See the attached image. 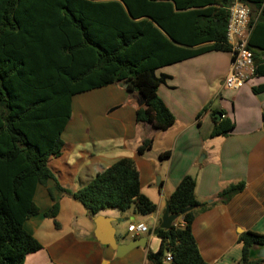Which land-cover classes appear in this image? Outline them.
I'll use <instances>...</instances> for the list:
<instances>
[{
  "label": "trees",
  "instance_id": "16d2710c",
  "mask_svg": "<svg viewBox=\"0 0 264 264\" xmlns=\"http://www.w3.org/2000/svg\"><path fill=\"white\" fill-rule=\"evenodd\" d=\"M234 2L249 10L247 47L254 59L252 39L264 30V0H0V264H23L26 255L41 249L23 224L38 213L36 186L54 180L47 161L63 146L73 95L121 84L145 99L136 110L137 123L169 129L174 116L155 92L167 76L155 71L206 53H230L226 27ZM261 75L264 63L255 66L254 76ZM261 91L264 85L253 88ZM232 129L221 117L208 136H226ZM149 148L144 140L137 153ZM242 187L231 185L218 197L227 201ZM56 189L90 216L106 209L155 211L139 192L130 158L117 160L76 191L57 184ZM194 191L195 180L182 177L167 203L183 227L160 230L159 249L147 261L164 264L169 253L171 264H206L191 232L195 210L202 206ZM57 210L54 204L44 216L54 219ZM239 242L243 264L263 263L250 261L248 249L264 244V235L245 232Z\"/></svg>",
  "mask_w": 264,
  "mask_h": 264
},
{
  "label": "crops",
  "instance_id": "0c3cea01",
  "mask_svg": "<svg viewBox=\"0 0 264 264\" xmlns=\"http://www.w3.org/2000/svg\"><path fill=\"white\" fill-rule=\"evenodd\" d=\"M260 32L252 39L254 66L264 63V30ZM230 60V53L211 52L155 71L156 76H167L155 92L175 119L165 131L136 122L138 108L121 84L73 95L71 117L61 134L63 146L47 161L54 180L36 186L33 202L38 213L23 224L41 249L26 255L23 264H152L147 255L160 246L153 231L186 175L195 180V199L202 205L191 226L201 259L206 264H243L239 236L264 235V91L253 92L264 85V75L254 76L236 92L224 90ZM216 113L228 118L233 129L210 138ZM144 140L150 148L138 154ZM121 158L134 162L139 192L155 205L153 213L106 209L90 216L56 189L57 184L76 191ZM239 183L240 191L227 201L219 199L221 191ZM54 204L55 218L45 217ZM97 216L113 220L115 236H125V242L142 239L143 247L117 257L101 243L106 237L97 231ZM132 223H144L148 231L128 233ZM174 224L183 227L180 218Z\"/></svg>",
  "mask_w": 264,
  "mask_h": 264
},
{
  "label": "built area",
  "instance_id": "2783aa9c",
  "mask_svg": "<svg viewBox=\"0 0 264 264\" xmlns=\"http://www.w3.org/2000/svg\"><path fill=\"white\" fill-rule=\"evenodd\" d=\"M228 10L226 38L230 46L231 60L222 88L236 92L254 77L255 66L252 53L247 47L251 31L250 13L248 8L239 2L232 3ZM174 226L178 227L176 224ZM147 231L148 228L144 223H132L127 227L128 233H146ZM165 261L169 263L172 261L169 253L165 255Z\"/></svg>",
  "mask_w": 264,
  "mask_h": 264
},
{
  "label": "water",
  "instance_id": "95a60500",
  "mask_svg": "<svg viewBox=\"0 0 264 264\" xmlns=\"http://www.w3.org/2000/svg\"><path fill=\"white\" fill-rule=\"evenodd\" d=\"M129 97L137 108H140L145 104V99L139 93L130 94ZM220 118L221 114L216 113L215 121L218 122ZM189 210H191V208H187L185 211ZM178 218L179 216L170 214L168 203H165V208L161 216L160 223L153 231V234L157 235L160 230H169L172 223ZM93 220L97 227V231L103 232L106 237V239H104L103 241L100 240L101 243L103 242L105 245L109 246L115 252V255L119 258L134 248L143 247L145 243L144 241L141 242L142 239H133L129 242H125V236H115V229H113V227L111 226L113 220L107 217L97 216L94 217ZM248 259L250 261L259 260L264 262V244H252L248 249Z\"/></svg>",
  "mask_w": 264,
  "mask_h": 264
},
{
  "label": "clouds",
  "instance_id": "9594fccd",
  "mask_svg": "<svg viewBox=\"0 0 264 264\" xmlns=\"http://www.w3.org/2000/svg\"><path fill=\"white\" fill-rule=\"evenodd\" d=\"M222 117V116H221ZM175 222V221H174ZM173 224V223H172Z\"/></svg>",
  "mask_w": 264,
  "mask_h": 264
}]
</instances>
